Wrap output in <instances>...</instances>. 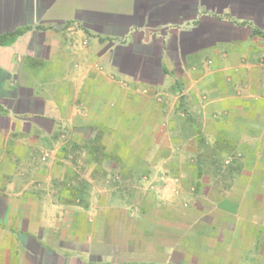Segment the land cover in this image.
Listing matches in <instances>:
<instances>
[{"label": "crops", "instance_id": "obj_1", "mask_svg": "<svg viewBox=\"0 0 264 264\" xmlns=\"http://www.w3.org/2000/svg\"><path fill=\"white\" fill-rule=\"evenodd\" d=\"M174 110L237 165L122 233L118 188L69 175L94 140L108 174L185 172ZM0 264H264V0H0Z\"/></svg>", "mask_w": 264, "mask_h": 264}, {"label": "rangeland", "instance_id": "obj_2", "mask_svg": "<svg viewBox=\"0 0 264 264\" xmlns=\"http://www.w3.org/2000/svg\"><path fill=\"white\" fill-rule=\"evenodd\" d=\"M178 115L181 116V112L178 114L177 110H174L172 116L175 118L173 120L174 125H171V131L176 134L180 130L185 135L186 139L185 141L182 140V143L187 150L186 153H181L180 158H177L176 150L178 149L175 144L173 156L170 157V164L175 165L178 162L185 166V172L180 173V175L174 172L141 174L117 172L108 174L103 171L101 166L103 164L112 165L111 161L114 158L108 155L107 147L102 146L98 140L90 141L87 146L90 158H88V162L84 163H88L90 167L93 166L88 178L86 179L85 175L81 178V173L78 172L69 175L77 184H81L83 181L84 194L91 191L92 185L100 181L101 177H105L111 186L118 188L116 191L119 197L121 196L123 201H127V204L122 202L120 206L117 205L116 211L120 222L118 229L122 233L131 228H146L152 225L150 221L155 213L150 203L155 204L157 199L171 204L170 207H163L164 210L169 209L170 214L176 212L175 208L177 207L180 212L183 211L187 214L197 213L199 209L206 210L209 206L202 204L206 195H209L210 192L216 193V191L223 193V190L220 191L215 188L211 190L205 185L212 181L217 183V180H221V178L226 180L227 175H231L229 171L237 165L235 154L230 152V147L226 143L212 141L207 135L201 133L199 126H195L192 119L188 123L191 117H185L186 114H183L184 118L178 119ZM178 148L180 149V147ZM71 160L74 165L79 164L75 158ZM73 188L75 187L73 186ZM79 191L81 190L79 189ZM74 192L77 190L74 189ZM77 193L75 195H81V192ZM132 202L134 205H130ZM170 216L172 217V215ZM190 219H192L190 216H186L183 221L176 222L170 219L164 220L162 224L168 225V228L175 232L177 229L184 230L190 227L193 224ZM160 223L158 222V224Z\"/></svg>", "mask_w": 264, "mask_h": 264}]
</instances>
